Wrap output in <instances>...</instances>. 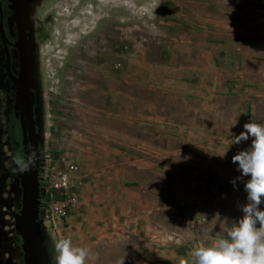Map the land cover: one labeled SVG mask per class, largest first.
<instances>
[{
    "label": "rangeland",
    "instance_id": "obj_1",
    "mask_svg": "<svg viewBox=\"0 0 264 264\" xmlns=\"http://www.w3.org/2000/svg\"><path fill=\"white\" fill-rule=\"evenodd\" d=\"M37 13L42 174L67 169L78 199L46 217L53 244L71 237L92 264H191L248 202L232 157L251 138L231 142L264 124V0H44Z\"/></svg>",
    "mask_w": 264,
    "mask_h": 264
},
{
    "label": "flooded vegetation",
    "instance_id": "obj_2",
    "mask_svg": "<svg viewBox=\"0 0 264 264\" xmlns=\"http://www.w3.org/2000/svg\"><path fill=\"white\" fill-rule=\"evenodd\" d=\"M43 2L0 0V264H54V244L46 226L37 57V11ZM32 150L37 152L35 167L17 173L15 158H26ZM34 174L35 188L25 193L23 180L30 182ZM33 194L35 219L24 214L25 195Z\"/></svg>",
    "mask_w": 264,
    "mask_h": 264
},
{
    "label": "clouds",
    "instance_id": "obj_3",
    "mask_svg": "<svg viewBox=\"0 0 264 264\" xmlns=\"http://www.w3.org/2000/svg\"><path fill=\"white\" fill-rule=\"evenodd\" d=\"M243 127L239 135L232 136L231 144H240L250 138L251 143L232 157L241 174L232 183L235 185L236 180L244 182L248 202L241 206L243 215L238 220L226 230L221 226L225 231L224 238L191 252V264H264V209L260 207L264 203V124L250 121ZM226 153L219 156L225 157ZM36 163L37 152L32 150L26 158H15V171L19 174L28 172ZM244 177L248 179L244 181ZM53 247L54 264H92L97 258L90 247L75 245L71 237L61 238ZM116 264H125V256Z\"/></svg>",
    "mask_w": 264,
    "mask_h": 264
},
{
    "label": "built area",
    "instance_id": "obj_4",
    "mask_svg": "<svg viewBox=\"0 0 264 264\" xmlns=\"http://www.w3.org/2000/svg\"><path fill=\"white\" fill-rule=\"evenodd\" d=\"M77 171L78 165L71 166ZM43 183L50 192L46 202V217L65 216L78 207V199L71 185V173L62 167L48 169L43 175Z\"/></svg>",
    "mask_w": 264,
    "mask_h": 264
},
{
    "label": "water",
    "instance_id": "obj_5",
    "mask_svg": "<svg viewBox=\"0 0 264 264\" xmlns=\"http://www.w3.org/2000/svg\"><path fill=\"white\" fill-rule=\"evenodd\" d=\"M35 180H36L35 174L31 178L30 182H28L27 180H23V185L25 187V193L29 190V188H32V187L35 188V185H32V184H34ZM1 193H2V189L0 188V195H1ZM25 198H26V200H25L24 214H25V216H27V214H30L31 217L33 219H35L38 210L36 208L37 203L35 202L34 194L32 196L31 195L30 196L25 195ZM17 223H18L19 228L22 230L23 229V222L21 220L20 221L18 220Z\"/></svg>",
    "mask_w": 264,
    "mask_h": 264
}]
</instances>
